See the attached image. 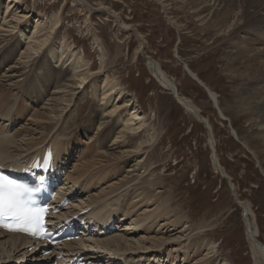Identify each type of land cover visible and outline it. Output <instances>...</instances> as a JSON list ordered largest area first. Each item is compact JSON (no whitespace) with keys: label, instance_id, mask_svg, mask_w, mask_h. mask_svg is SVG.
Here are the masks:
<instances>
[{"label":"bare ground","instance_id":"bare-ground-1","mask_svg":"<svg viewBox=\"0 0 264 264\" xmlns=\"http://www.w3.org/2000/svg\"><path fill=\"white\" fill-rule=\"evenodd\" d=\"M158 1L165 4L169 0ZM178 1L200 24V28L205 29L204 33L212 31L210 46L231 45L224 55H229L227 65L233 72L232 78L240 82L238 101L249 108L247 114L255 118L254 126L259 128V136L264 138V0ZM78 3L83 6L82 9L87 6L83 1ZM86 8L89 12L103 11L123 32L134 31L141 41L138 51H143L142 36L123 21L119 13L102 5L97 8L89 5ZM30 18L27 6L19 9V0H0V67L1 59L14 60L0 79V165L6 168L27 166L50 148L54 163L62 172L76 149L77 138L96 129L94 134L87 136L89 144L79 153L75 152L78 153L75 164H78H74L69 172L66 169L59 198L65 196L69 203L51 219L54 221L74 215L85 219V224L94 226V229L88 237L82 236L79 240L62 244L58 252L67 259L76 251L100 264H217V259H210L214 249L209 242L198 246L194 244L199 238L196 234L204 226L192 229L188 220L171 208L168 197L160 198L159 191H156V176L151 174L150 165L147 168L141 163L146 157V147L135 144V141L133 145L132 142L128 143L127 138L133 140L138 137L139 130L145 125V115L135 105L136 100L127 95L116 80H109L106 72L108 63L102 62L99 69L92 70V65L84 62L83 56L72 50L67 55L72 58L68 64L70 68L56 70L47 67L49 60L43 59L45 52L55 62L66 63L67 60L62 59L64 50L51 38L58 20L49 31H44L43 17L36 20ZM32 20L33 29L28 31ZM174 23L178 24L179 21ZM19 38L28 41L22 51L14 55L16 47L22 43ZM147 67L158 83L169 90L187 112L206 123L213 166L226 175L216 155V141L207 119L191 101L178 94L159 64L147 57ZM184 67L192 79L203 84L200 85L211 97L219 117L228 120L219 106L216 92L207 87L188 65ZM38 75L46 80L45 85L56 84L51 95L43 87L47 98L40 92L43 84L39 83ZM89 85L99 105L103 104V113L97 115L94 112L89 121L91 130L90 127H84L71 136L67 132L68 126H65L73 122L67 119L77 113V107L84 100ZM31 109L35 112L25 119ZM17 120L26 123L15 129L19 124ZM130 138L128 140L131 141ZM107 140H112L109 146L106 145ZM98 147L107 148L102 153L90 156L93 149ZM130 162L127 174L121 176L122 167ZM135 171L138 174L130 177L128 173ZM104 179L107 180L105 187L93 188ZM91 188L94 192L90 193ZM239 203L244 211L245 236L252 251L253 264H264V246L258 241L256 224L248 216L250 207L244 202ZM116 220L119 222L114 225V232L102 235L104 229H108L111 222ZM98 226L100 232H94ZM115 228H119L120 233ZM28 247L29 240L25 236L0 231V264L50 262L48 257L38 254L35 248L30 250ZM221 261V264H231L225 258Z\"/></svg>","mask_w":264,"mask_h":264},{"label":"rangeland","instance_id":"rangeland-1","mask_svg":"<svg viewBox=\"0 0 264 264\" xmlns=\"http://www.w3.org/2000/svg\"><path fill=\"white\" fill-rule=\"evenodd\" d=\"M82 1L87 6L97 8L102 5L119 13L123 21L142 36L143 51H138L141 41L134 31L119 30L103 11L89 12L87 6L82 9L78 3ZM162 4L158 0H19V9L27 6L30 19L43 17L44 31H49L58 20L51 38L64 50L62 59L67 60L66 63L55 62L45 52L43 59L49 60L47 67L56 70L70 68L68 64L72 58L67 55L76 50L84 62L92 65V70L99 69L102 62L108 63L106 72L109 80H116L123 91L136 100L135 105L145 115V125L139 130V138L132 140L129 137L131 141L129 138L127 141L132 142L131 145L138 143L146 147V157L141 163L147 168L150 165L151 174L156 176V191H159L160 198L168 197L171 208L188 220L191 228L204 226L200 232L197 231L199 238L195 240V246L209 242L214 249L210 259H217V264H221L223 258L231 264H253L239 201L250 207L248 216L256 224L258 241L264 246V138L259 136V128L254 126L255 118L247 114L249 108L238 101L240 82L232 78L233 72L227 65L229 55H224L231 45L210 46L212 31L204 33L205 29L200 28L180 1L169 0ZM177 20L179 26L174 23ZM32 25L33 20L28 31L33 29ZM19 40L22 43L16 47L14 55H18L28 41L24 38ZM147 57L159 64L178 94L191 101L209 122L216 141V155L233 188L213 166L207 128L158 83L147 67ZM12 61L1 59L0 79ZM184 65H188L207 87L216 92L219 106L228 120L219 117L211 97L187 74ZM38 76L39 83L43 84L40 92L47 98L43 87L51 95L56 84L47 86L46 80ZM90 86L86 88L77 113L67 119L73 123L64 125L68 126L67 132L71 136L84 127H90L94 112L97 115L103 113V104L99 105ZM33 112L31 109L25 119L30 118ZM17 122L15 129L24 120ZM95 132L93 129L86 136L77 138V150L73 155L71 153L66 165L68 172L76 163L79 151L89 144L87 136ZM110 143L112 140H107L106 145ZM106 148H95L90 156L102 153ZM130 164L122 167L121 176L127 174ZM131 173H128L130 177L138 174L136 171ZM101 181L93 188L107 185L106 179ZM92 191L91 188L90 193ZM116 232L120 233L117 229Z\"/></svg>","mask_w":264,"mask_h":264},{"label":"snow or ice","instance_id":"snow-or-ice-1","mask_svg":"<svg viewBox=\"0 0 264 264\" xmlns=\"http://www.w3.org/2000/svg\"><path fill=\"white\" fill-rule=\"evenodd\" d=\"M32 190L0 177V227L19 231L33 237L40 236L46 227L44 207L30 200Z\"/></svg>","mask_w":264,"mask_h":264},{"label":"water","instance_id":"water-1","mask_svg":"<svg viewBox=\"0 0 264 264\" xmlns=\"http://www.w3.org/2000/svg\"><path fill=\"white\" fill-rule=\"evenodd\" d=\"M196 79V78H195ZM200 83V82H199ZM201 84V83H200ZM201 85H203V84H201ZM207 89V88H206ZM199 120V119H198ZM199 121H201L203 124H204V126L206 127V123L205 122H203V120H199ZM207 128V127H206ZM221 173V172H220ZM221 175H222V173H221ZM224 178H226L227 180H228V182H229V178L226 176V175H222ZM230 184V183H229ZM242 212H244L243 210H242Z\"/></svg>","mask_w":264,"mask_h":264}]
</instances>
